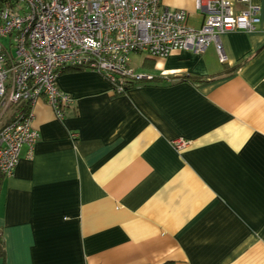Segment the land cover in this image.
<instances>
[{"label":"crops","instance_id":"obj_1","mask_svg":"<svg viewBox=\"0 0 264 264\" xmlns=\"http://www.w3.org/2000/svg\"><path fill=\"white\" fill-rule=\"evenodd\" d=\"M251 1L261 21L221 35L224 63L214 45L146 57L155 79L120 95L94 71L59 75L74 106L59 119L35 104L34 156L0 186L3 264H264V0ZM164 5L202 23L195 0ZM183 75L205 81L161 80ZM16 107L0 106V129Z\"/></svg>","mask_w":264,"mask_h":264},{"label":"built area","instance_id":"obj_2","mask_svg":"<svg viewBox=\"0 0 264 264\" xmlns=\"http://www.w3.org/2000/svg\"><path fill=\"white\" fill-rule=\"evenodd\" d=\"M0 8V106L16 105L13 119L0 129V173L11 177L22 151L32 159L39 140L32 126L33 107L45 100L62 119L75 99L57 86L65 69L94 71L124 94L133 84L155 76L135 72L132 54L166 58L174 51L195 55L214 45L221 63L226 56L221 35L252 32L261 8L251 0H195L202 23L172 10L164 0H9ZM170 81V80H169ZM28 105V110L18 108ZM189 141L176 139L181 151Z\"/></svg>","mask_w":264,"mask_h":264},{"label":"trees","instance_id":"obj_3","mask_svg":"<svg viewBox=\"0 0 264 264\" xmlns=\"http://www.w3.org/2000/svg\"><path fill=\"white\" fill-rule=\"evenodd\" d=\"M10 4L9 0H0V8L5 7ZM77 70H82V69H77ZM161 80L167 81V80H176V81H189V82H204L205 79L203 77H196V76H190V75H183V76H177V77H169V78H161ZM18 108H21L22 110L27 111L28 110V105L22 104ZM3 176L0 173V186L3 180ZM5 242L3 238V234L0 231V264H3L5 261Z\"/></svg>","mask_w":264,"mask_h":264},{"label":"rangeland","instance_id":"obj_4","mask_svg":"<svg viewBox=\"0 0 264 264\" xmlns=\"http://www.w3.org/2000/svg\"><path fill=\"white\" fill-rule=\"evenodd\" d=\"M147 56L144 54H132L131 55V67L135 72H142L145 71V67L142 65L143 60H145L144 58H146Z\"/></svg>","mask_w":264,"mask_h":264}]
</instances>
